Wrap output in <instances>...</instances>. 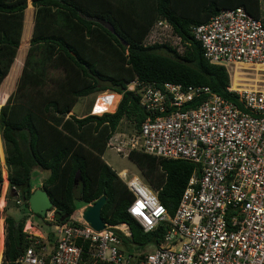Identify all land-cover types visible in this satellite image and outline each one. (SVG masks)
Segmentation results:
<instances>
[{
	"label": "trees",
	"instance_id": "16d2710c",
	"mask_svg": "<svg viewBox=\"0 0 264 264\" xmlns=\"http://www.w3.org/2000/svg\"><path fill=\"white\" fill-rule=\"evenodd\" d=\"M142 1L32 0L28 4V0H0V134L9 198L15 200L14 209L23 203L29 212L22 219L6 213L2 264L14 263L37 239L24 231L34 214L28 201L34 191L35 168L50 172L42 187L57 211L71 216L77 202L87 205L106 197L102 217L112 225H129L131 236L121 238L131 254L160 246L167 225L143 231L128 213L133 194L103 159L111 134L123 120L139 128L148 116L139 95L126 90L129 82L138 78L158 84L208 86L239 104L238 96L227 90V69L205 59L192 28L224 9L237 7L261 19V0H153V7L143 6ZM159 20L171 23L185 48L182 53L167 43L145 44ZM106 91L123 95L115 113L70 115L79 98ZM192 107L194 103L183 109ZM129 157L174 216L199 167L140 152ZM3 176L0 159V185ZM8 208L9 202L4 212Z\"/></svg>",
	"mask_w": 264,
	"mask_h": 264
},
{
	"label": "built area",
	"instance_id": "2783aa9c",
	"mask_svg": "<svg viewBox=\"0 0 264 264\" xmlns=\"http://www.w3.org/2000/svg\"><path fill=\"white\" fill-rule=\"evenodd\" d=\"M173 34L171 23L159 20L149 37ZM192 35L210 64L227 69V90L239 104L208 86L136 78L126 90L139 95L148 116L137 132L117 130L107 144L125 157L140 152L199 167L174 216L160 202L159 191L127 170L118 174L134 196L128 213L143 231L167 225L160 246L153 253L131 254L121 238L131 236L129 225L104 220L105 228L96 231L84 220L83 210L93 202L64 223L56 219L55 208L48 211L52 238L33 239L12 264H264V20L243 7L224 9L194 26ZM252 71L254 84H244ZM122 98L112 91L98 93L89 116L115 113ZM191 103L195 107L183 109Z\"/></svg>",
	"mask_w": 264,
	"mask_h": 264
},
{
	"label": "rangeland",
	"instance_id": "374dc122",
	"mask_svg": "<svg viewBox=\"0 0 264 264\" xmlns=\"http://www.w3.org/2000/svg\"><path fill=\"white\" fill-rule=\"evenodd\" d=\"M118 1H122L124 3H129V0H118ZM29 3H32V0H28V4ZM142 4H143V6L146 5V7H153L155 5L153 0H143ZM142 4H140L139 7L142 6ZM261 10H262L261 19L264 20V0H261ZM34 14H35V11H34ZM33 22H34V20H33ZM25 26H26V24H25ZM32 30H33V24H32V29H31L29 37H31ZM155 40H159L158 42L167 43V44L177 48L180 53H182L185 49L183 44L181 43V39L178 38L177 36H175L174 34L170 35L169 38L163 37L160 39H157V36H153V38H151L148 35L145 39V44H151ZM17 72L20 73L19 70H17ZM253 73H255V72L252 71V72H250V74L249 73L245 74L247 80H244V82H243L244 84H254ZM96 95H97V93L94 95H89V96L79 98V100L77 101V103L73 109V113L75 115H79V116L88 114L90 112L91 106L95 100ZM118 100H119V97L116 96L114 101L116 102ZM137 130H138V128L136 127V124L132 121H129V120H123L122 123L120 124V127H119V131L124 132L126 134H131L133 132H137ZM1 142L2 141L0 139V143ZM1 148L2 147L0 145V153H1ZM103 159L117 174H119L123 170H127L130 172V176L136 175V176L140 177V179L145 184L149 185L148 182L146 181L143 173L138 168L137 164L135 162H133L130 159V157L122 156L121 154L117 153L114 149L108 148L106 150L105 154L103 155ZM2 166L4 169L3 164H2ZM40 171H42V170H40ZM40 171L38 170L36 172H33L32 183L36 187H38L40 185L41 180H40L39 175L42 173ZM3 174H6V176L5 175L3 176L4 177V182L2 183L3 193L0 194V264H2V261H3V257L1 258V254H2V248L5 245V233H4L5 222L4 221L6 218V213L10 214V215L12 214L13 216H15L16 219H22V217L24 215L29 213L28 209L24 206L23 203L20 205L19 209L13 208L14 207L13 203L15 202V200L9 198V186H7V182H8L7 181V173L4 171ZM153 190H155V189H153ZM2 198L4 199V202H5L4 207H1V199ZM8 202H9V205L11 208H8L7 211L4 212L5 207L7 206ZM76 206H77V211H79L82 208H84L85 205L82 202H77ZM27 222H30L31 224L29 223V225H27V223H26L25 227H24V231L27 233H33L32 235H34L35 237L38 236L37 234H35L36 230L41 231L44 235H46V237L48 236L49 233L53 232V227L50 223H48L43 218L37 217L34 214H30V219ZM131 251H133V250H131ZM154 251H155V248H153V247H150L146 250L147 253H153ZM136 252L137 251H134V253H136Z\"/></svg>",
	"mask_w": 264,
	"mask_h": 264
},
{
	"label": "water",
	"instance_id": "95a60500",
	"mask_svg": "<svg viewBox=\"0 0 264 264\" xmlns=\"http://www.w3.org/2000/svg\"><path fill=\"white\" fill-rule=\"evenodd\" d=\"M106 27L107 24L101 22ZM111 32L114 33V29L110 28ZM80 173L76 175L75 184L79 182ZM2 185H0V194L2 193ZM18 196V193L15 194ZM107 198L102 197L98 201H96L93 205L85 206L83 210V218L86 222H88L96 231H101L105 228V221L102 217V209L106 204ZM30 210L35 214L40 216L43 219H46L47 212L51 211L54 208L53 202L50 199L49 193L43 188H37L33 191L32 195L28 201ZM70 218V214H63L62 211H56V219L61 223L66 222Z\"/></svg>",
	"mask_w": 264,
	"mask_h": 264
},
{
	"label": "crops",
	"instance_id": "0c3cea01",
	"mask_svg": "<svg viewBox=\"0 0 264 264\" xmlns=\"http://www.w3.org/2000/svg\"><path fill=\"white\" fill-rule=\"evenodd\" d=\"M26 21V20H25ZM31 37H29V39H30ZM28 39V40H29ZM113 92V91H112ZM100 93V92H99ZM98 94V93H97ZM92 107V106H91ZM0 110H1V107H0ZM91 110V109H90ZM109 110H112L111 108H109ZM90 113V112H89ZM89 113L88 114H85V115H82V116H79V115H76L78 118H83V117H86V116H88L89 115ZM70 115H75L73 112L70 114ZM120 127V126H119ZM119 127H118V129L117 130H119ZM116 130V131H117ZM0 139H1V134H0ZM2 141V140H1ZM0 145H1V153H0V159H1V163L4 165V169H3V172L5 171L6 173H7V181H8V169H7V166H6V163H5V148H4V143H3V141L0 143ZM40 171V170H42V169H40V168H35L34 169V172H36V171ZM40 172H42L39 176H40V185L38 186V187H36V186H34L33 185V183H32V185H33V190H35V189H37V188H41L42 187V185H43V182L49 177V175H50V172L49 171H44V170H42V171H40ZM5 175V174H4ZM9 184V181L7 182V186H9L8 185ZM5 222V221H4ZM60 222V221H59ZM29 223L30 222H27V224L29 225ZM31 224V223H30ZM33 234V233H32ZM35 234H37L38 236L37 237H45L46 238V235H44L41 231H38V230H36V233ZM50 234V233H49ZM52 234V233H51ZM48 237V236H47ZM4 249H5V245L3 246V248H2V255H3V253H4Z\"/></svg>",
	"mask_w": 264,
	"mask_h": 264
},
{
	"label": "bare ground",
	"instance_id": "6f19581e",
	"mask_svg": "<svg viewBox=\"0 0 264 264\" xmlns=\"http://www.w3.org/2000/svg\"><path fill=\"white\" fill-rule=\"evenodd\" d=\"M5 176H6V174H5ZM2 193H3V190H2ZM4 204H5V202H4V199L2 198V199H1V207H4ZM34 230H35V229H34ZM2 256H3V255L1 254V258H2Z\"/></svg>",
	"mask_w": 264,
	"mask_h": 264
}]
</instances>
